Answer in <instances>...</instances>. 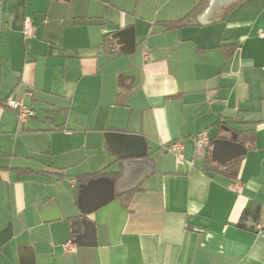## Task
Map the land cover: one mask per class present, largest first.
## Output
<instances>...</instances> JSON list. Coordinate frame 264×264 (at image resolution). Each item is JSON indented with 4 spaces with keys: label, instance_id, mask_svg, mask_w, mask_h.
I'll return each mask as SVG.
<instances>
[{
    "label": "crops",
    "instance_id": "1",
    "mask_svg": "<svg viewBox=\"0 0 264 264\" xmlns=\"http://www.w3.org/2000/svg\"><path fill=\"white\" fill-rule=\"evenodd\" d=\"M198 1L2 0L0 101L35 115L21 123L0 103V264H264V236L237 226L252 202L264 217V0H208L189 25H157ZM129 28L127 52L113 34ZM242 130L255 138L239 143L236 178L206 170L207 157L237 160H213L211 141ZM201 131L210 143L197 151ZM107 132L143 136L148 155L122 158ZM104 167L121 171L116 192L140 189L87 214L90 238L66 253L83 218L75 178Z\"/></svg>",
    "mask_w": 264,
    "mask_h": 264
},
{
    "label": "water",
    "instance_id": "2",
    "mask_svg": "<svg viewBox=\"0 0 264 264\" xmlns=\"http://www.w3.org/2000/svg\"><path fill=\"white\" fill-rule=\"evenodd\" d=\"M117 43L124 45V51H132L134 35L129 29H121L113 34ZM138 76L136 75V78ZM106 140L110 148L122 158H144L147 154L148 144L139 134L124 132H107ZM245 147L233 140L214 139L211 141V158L224 165L234 161L245 153ZM114 182L106 176L91 179L80 184L77 194V206L83 218L74 220V240L82 245L85 239L90 238L92 232L91 222L86 215L105 205L114 198Z\"/></svg>",
    "mask_w": 264,
    "mask_h": 264
},
{
    "label": "trees",
    "instance_id": "3",
    "mask_svg": "<svg viewBox=\"0 0 264 264\" xmlns=\"http://www.w3.org/2000/svg\"><path fill=\"white\" fill-rule=\"evenodd\" d=\"M207 2H208V0H199L198 2H196L194 4V6L184 16H182L180 18H175V19L157 21L156 23H157V25L163 27L165 30L179 29L182 26L189 25L196 19V17L201 12V10L204 8V6L206 5ZM234 5L235 4L233 3L229 6H227L224 9L223 16H225L226 13ZM104 46L108 52H110V53L115 52V50L113 49V46H112V38L109 35L105 36ZM220 49H221L224 57L227 59L230 57V54L232 53L233 47L222 46ZM130 93H131V90H127L124 92L117 93L116 104H118V105L124 104L127 101ZM6 99L0 101V103L2 105H5ZM254 138H255V133L253 130H242V131L237 132L235 141H237L238 143H241L243 145L245 144L246 146L245 145L244 146L248 148L250 146V144L253 143ZM147 155L148 154H146V156ZM239 162H240L239 159H237L229 165L220 166L218 164L212 163L210 161V159L207 157L206 163H205V169L208 171L223 174L229 178H236L238 168H239ZM102 176H106L110 180L115 182L121 176V171L120 170L108 171L107 167H104V168H102L98 171H95V172L78 174L75 179L78 182V184H83V183H86L87 181H89L91 179H95V178L102 177ZM0 180H1V178H0ZM139 189L140 188H138V187H133L131 189L121 191V192L115 191L114 198L118 199L123 207H127L131 196L133 195L134 192L138 191ZM259 215H260V205L256 202H252L247 208L242 210V212H241V214L237 220V226L240 228H247L248 227V228L252 229V223L255 220L259 219ZM249 220H251L253 222L250 224V226H247L246 222Z\"/></svg>",
    "mask_w": 264,
    "mask_h": 264
},
{
    "label": "built area",
    "instance_id": "4",
    "mask_svg": "<svg viewBox=\"0 0 264 264\" xmlns=\"http://www.w3.org/2000/svg\"><path fill=\"white\" fill-rule=\"evenodd\" d=\"M1 3H2V0H0V6H1ZM21 32L25 38H30L33 36L34 28L32 26L31 19L29 16H25L23 20ZM262 36L264 37V34H262ZM5 105L16 111L18 121L21 123H24L29 117H32L35 115V111L32 108H29L28 106H26L22 102V100L18 98L7 97ZM209 143H210V139H209L207 131H201L197 133L196 138H195V149L197 151L204 150L209 145ZM169 149L177 153V156L180 159L183 158V153H182L183 144L180 141L174 142L170 146ZM252 230L256 232L257 234L264 236V217L259 218L252 223ZM61 247L64 252L73 253L76 251L77 245L74 239L70 238V239H67L64 243H62Z\"/></svg>",
    "mask_w": 264,
    "mask_h": 264
}]
</instances>
